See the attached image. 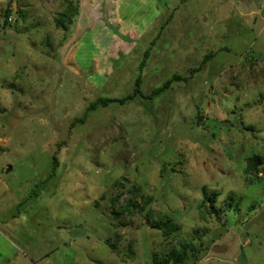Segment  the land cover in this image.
Returning a JSON list of instances; mask_svg holds the SVG:
<instances>
[{
    "label": "rangeland",
    "instance_id": "rangeland-1",
    "mask_svg": "<svg viewBox=\"0 0 264 264\" xmlns=\"http://www.w3.org/2000/svg\"><path fill=\"white\" fill-rule=\"evenodd\" d=\"M81 1L0 0V264H264V0Z\"/></svg>",
    "mask_w": 264,
    "mask_h": 264
},
{
    "label": "trees",
    "instance_id": "trees-1",
    "mask_svg": "<svg viewBox=\"0 0 264 264\" xmlns=\"http://www.w3.org/2000/svg\"><path fill=\"white\" fill-rule=\"evenodd\" d=\"M10 13V11L7 9L4 12V16L7 17L8 14ZM67 17V15L65 16L64 14L61 15V17L55 22L56 27L58 28H62V21L61 18H65ZM69 18V15L68 17ZM70 22V20H69ZM6 25H8L6 22H4L3 27H5ZM208 59V58H207ZM175 79H178L177 77H175ZM139 79H137L136 84H138ZM170 82H167L163 88L159 89V91L166 89V87H168ZM136 91V90H135ZM158 92V91H157ZM156 92V93H157ZM126 99H129V97H127ZM125 100H122L121 102L123 103ZM110 101L109 100H98L97 103H94L90 106L91 109H94L95 107H97L98 105H103L106 106ZM262 165V159L259 156H252L248 159L247 161V173L249 175H257L260 167ZM136 196H138V192L137 189L134 192V197L136 198ZM142 197V196H140ZM215 197L216 195L213 194L211 196H208L207 194H204V199H206L207 202L213 204L215 202ZM133 198H130L126 204V210L130 213V214H134L135 210H138L140 212H145V218L147 222L151 221L152 218V212L150 210H147L149 208V206L152 204L151 200L149 198H143V200L141 202H136L135 200H133ZM229 200H232V197H229ZM169 222H164L162 220L160 221H155L151 223L152 228H156L161 230V226L164 224L168 225ZM179 230V227L177 226H173L172 230L166 229L165 231H163V234L165 236H171L173 235L174 232H177ZM112 249H114V247L111 245L110 246ZM186 248L187 246L184 245L182 246V249L180 251H174L171 253L170 258L173 262V264H182L184 262V259L186 258Z\"/></svg>",
    "mask_w": 264,
    "mask_h": 264
},
{
    "label": "crops",
    "instance_id": "crops-1",
    "mask_svg": "<svg viewBox=\"0 0 264 264\" xmlns=\"http://www.w3.org/2000/svg\"><path fill=\"white\" fill-rule=\"evenodd\" d=\"M102 0H100L101 2ZM108 1V0H107ZM110 1V0H109ZM115 1H118V0H115ZM99 2V0H82L80 2V6L81 8L85 9V10H89L93 4H97ZM103 2V1H102ZM140 35V34H139Z\"/></svg>",
    "mask_w": 264,
    "mask_h": 264
},
{
    "label": "built area",
    "instance_id": "built-area-1",
    "mask_svg": "<svg viewBox=\"0 0 264 264\" xmlns=\"http://www.w3.org/2000/svg\"><path fill=\"white\" fill-rule=\"evenodd\" d=\"M4 22H6L8 25H9L10 23H12V17H11V15H10V13L8 14L7 17L4 18V20H3V22H2V26L4 25Z\"/></svg>",
    "mask_w": 264,
    "mask_h": 264
},
{
    "label": "water",
    "instance_id": "water-1",
    "mask_svg": "<svg viewBox=\"0 0 264 264\" xmlns=\"http://www.w3.org/2000/svg\"><path fill=\"white\" fill-rule=\"evenodd\" d=\"M9 171V170H8Z\"/></svg>",
    "mask_w": 264,
    "mask_h": 264
}]
</instances>
